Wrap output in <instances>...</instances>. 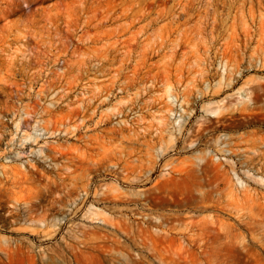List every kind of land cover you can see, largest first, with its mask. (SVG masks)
<instances>
[{
  "label": "rangeland",
  "instance_id": "rangeland-1",
  "mask_svg": "<svg viewBox=\"0 0 264 264\" xmlns=\"http://www.w3.org/2000/svg\"><path fill=\"white\" fill-rule=\"evenodd\" d=\"M0 0V264H264V0Z\"/></svg>",
  "mask_w": 264,
  "mask_h": 264
},
{
  "label": "bare ground",
  "instance_id": "bare-ground-1",
  "mask_svg": "<svg viewBox=\"0 0 264 264\" xmlns=\"http://www.w3.org/2000/svg\"><path fill=\"white\" fill-rule=\"evenodd\" d=\"M33 0H7V7H6V13L7 14H17L24 9L21 7L23 2L28 4V8L31 9V3Z\"/></svg>",
  "mask_w": 264,
  "mask_h": 264
}]
</instances>
